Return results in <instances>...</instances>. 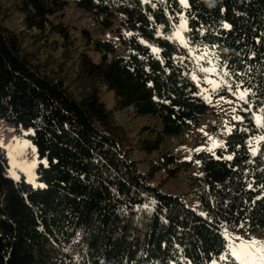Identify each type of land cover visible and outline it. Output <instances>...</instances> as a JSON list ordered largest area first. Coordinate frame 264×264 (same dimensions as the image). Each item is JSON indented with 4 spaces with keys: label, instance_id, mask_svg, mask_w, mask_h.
<instances>
[{
    "label": "trees",
    "instance_id": "1",
    "mask_svg": "<svg viewBox=\"0 0 264 264\" xmlns=\"http://www.w3.org/2000/svg\"><path fill=\"white\" fill-rule=\"evenodd\" d=\"M15 1L25 29L43 43L58 36L63 58H71V28L60 21L69 2ZM76 6L105 29L120 14L130 33L120 34L129 56L116 57L112 41L82 32L88 48L77 57V94L63 65L42 61L24 47V34L0 26V120L29 132L46 162L36 169L38 186L22 174L15 181L5 175L9 159L0 147V264H241L225 232L264 239V0ZM208 80L218 84L217 97L233 100L236 117L221 148L196 155L200 177L190 183L199 209L192 210L155 179L190 171L183 157L160 150L209 112L201 90ZM101 88L113 93V110ZM129 109L160 120L162 133L134 148L114 118ZM134 149L160 152L147 173L131 159Z\"/></svg>",
    "mask_w": 264,
    "mask_h": 264
},
{
    "label": "rangeland",
    "instance_id": "2",
    "mask_svg": "<svg viewBox=\"0 0 264 264\" xmlns=\"http://www.w3.org/2000/svg\"><path fill=\"white\" fill-rule=\"evenodd\" d=\"M67 1L69 2L68 7L60 21L71 28L73 39V44L69 47L71 58H63L62 53L65 47H62L64 43L58 36L51 34L47 41L43 43V41H39L35 37V31L25 29L23 23L24 16L17 9L15 0H0V26L17 34H24V47L30 52L37 54L42 61L48 59L54 68L63 65L62 74L65 76L66 82L69 85L68 88L77 94L78 86L74 82L78 66L77 57L81 51L88 48V46H85L86 38L82 32L88 30L94 38L98 37L106 41H112L116 47V57L129 56L130 52L124 46L121 35L126 38L130 36V33L124 28L122 24L123 17L120 14L115 15L113 28L105 29L94 20L92 15L78 9L76 0ZM182 4L186 5V0ZM177 37L180 36L178 35ZM54 40H58V43L56 45L54 44L56 47L55 50L50 45ZM87 53L94 61L99 60V56L91 49ZM208 81H213V83H208ZM208 81L201 85V90L203 97L210 107L209 112L197 127L186 130L179 138H165L164 145L160 150L161 153L170 152L175 156L183 157L187 162L192 164L190 171L182 172L170 181H164L166 173L160 172L155 179L156 184L160 185L164 182L161 187L163 193L181 197L187 207L192 210L199 209L198 201L191 194L190 183L193 178L200 177L196 155L203 151L214 153L217 149L221 148L236 117L233 100L229 97H217L215 90L218 84L214 80ZM100 98L109 110H113V93L101 88ZM114 118L118 124L124 126L129 132L128 135L133 142L132 146L134 148L136 147L138 139H152L162 133L160 120L150 117L135 118L132 115L131 109L115 112ZM28 134L29 132L23 131L22 135H20L16 133L12 125L0 120V146L6 150L9 159V167L5 171L6 177L18 181L21 179L22 174L28 183L38 186L35 172L40 164L45 165L46 162L39 158L36 148L26 138ZM160 152L149 155L134 149L130 157L138 163L139 170L142 173H147L150 168V163L157 159ZM225 236L229 241L231 251L232 247L236 249L241 247V242L235 240V237H242L245 240L254 238L257 241L264 242L261 233L239 234L225 232ZM239 262L241 263L240 260Z\"/></svg>",
    "mask_w": 264,
    "mask_h": 264
},
{
    "label": "snow or ice",
    "instance_id": "3",
    "mask_svg": "<svg viewBox=\"0 0 264 264\" xmlns=\"http://www.w3.org/2000/svg\"><path fill=\"white\" fill-rule=\"evenodd\" d=\"M181 2L183 3L185 0H181ZM224 27L230 26L224 25ZM153 51H156V49H153ZM208 83H213V81H208ZM244 95L245 93L241 92L240 98L244 99ZM261 139H264V137ZM255 154L256 150L253 149V155ZM227 159H232V157L228 156ZM235 240H239L241 242V247L239 249L232 247V255H234L237 260H240L241 264H264V242L257 241L254 238L245 240L242 237H235Z\"/></svg>",
    "mask_w": 264,
    "mask_h": 264
}]
</instances>
